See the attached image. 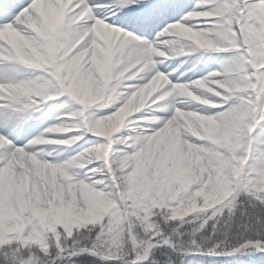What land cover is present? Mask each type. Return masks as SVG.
<instances>
[{
  "label": "snow or ice",
  "instance_id": "1",
  "mask_svg": "<svg viewBox=\"0 0 264 264\" xmlns=\"http://www.w3.org/2000/svg\"><path fill=\"white\" fill-rule=\"evenodd\" d=\"M196 54L215 70L170 63ZM51 145L71 151L47 162ZM253 255L264 0H0V264Z\"/></svg>",
  "mask_w": 264,
  "mask_h": 264
},
{
  "label": "rangeland",
  "instance_id": "2",
  "mask_svg": "<svg viewBox=\"0 0 264 264\" xmlns=\"http://www.w3.org/2000/svg\"><path fill=\"white\" fill-rule=\"evenodd\" d=\"M199 54H196V56L192 57V58H183L181 60V67H183L184 69H186L188 66H191L192 63H194V68H195V72L197 74V78L202 77L204 75H207L209 72L215 70L216 68V58L214 57H209V56H203V57H199ZM188 61L187 64H185V61ZM174 67H176L175 63L170 62ZM53 103V102H50ZM45 112L48 111V107L46 106V109H44ZM66 110H60L57 111L56 114L57 116H63ZM142 111H147V109L142 110ZM55 114V109H53V115ZM54 123H58V122H53L51 124V121H45V122H41L39 120H36L34 122V124L36 125H40L37 129H35L34 131V135L39 134L40 132H43L45 130V128L52 126ZM130 128V124H126L125 128L121 129V133L117 134V136H120L122 134H124V132L126 130H128ZM65 134V135H64ZM60 135L63 136H67V133H60ZM32 137L29 136V139H31ZM49 138V137H48ZM86 139H102V138H93L90 136L86 137ZM27 141H25L26 143ZM49 152H52V150H48ZM65 158L66 156H68L69 152L71 151V149H68L67 151H64V146H62V148H60L58 150ZM194 261V264H196V262H198V264H259V261L256 259L255 255L253 256H242L239 258V260H233L232 258H227V259H223L220 261H216V260H210L209 258L206 257H192L191 258Z\"/></svg>",
  "mask_w": 264,
  "mask_h": 264
},
{
  "label": "bare ground",
  "instance_id": "3",
  "mask_svg": "<svg viewBox=\"0 0 264 264\" xmlns=\"http://www.w3.org/2000/svg\"><path fill=\"white\" fill-rule=\"evenodd\" d=\"M184 57H175L174 59H171L170 62L172 63H175L176 67L177 68H181V60L183 59ZM192 65H194V63H192ZM195 70V68H194ZM175 75H179V71H177V73H175ZM189 75H191V73H189ZM182 79V78H181ZM46 106H44V109H46ZM56 110H55V114L52 115V118L50 119H47V120H44L43 122L45 121H51V124L53 122H58L55 117L57 116L56 114ZM134 115H139V114H134ZM34 121H31L30 123H32ZM136 123H143V120H136L134 121L133 123L130 124V128L128 130H131L133 127H134V124ZM65 135V134H64ZM68 135V134H67ZM59 136H63V135H60V133H52V134H49V138H54V137H59ZM63 145H51V146H44L43 147V152L45 154V159L47 162H53L54 160H57V161H62L64 160L65 158H63L64 156L58 151L60 148H62ZM52 150V152H49L48 150Z\"/></svg>",
  "mask_w": 264,
  "mask_h": 264
}]
</instances>
